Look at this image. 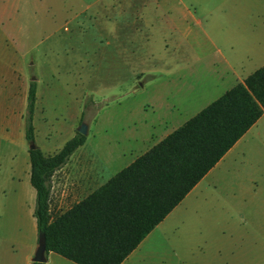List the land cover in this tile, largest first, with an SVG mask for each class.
<instances>
[{"label":"rangeland","instance_id":"1","mask_svg":"<svg viewBox=\"0 0 264 264\" xmlns=\"http://www.w3.org/2000/svg\"><path fill=\"white\" fill-rule=\"evenodd\" d=\"M10 1L4 6L6 9L0 4V11L6 15L0 18V264H4L1 252L5 246L30 247L33 258L39 242L34 218L36 191L30 180V144L26 139L28 97L21 96L22 85L30 86L31 82L41 80L44 95L36 103L33 126L35 144L46 155L62 150L76 136L81 124L86 123L87 140L76 153L84 157L93 153L97 159L92 162L101 165L109 156L110 148L115 152L128 149V142L118 141L125 133L132 132L133 127L128 122L133 120L131 117H154L149 107L151 80L148 74L140 77L133 71L100 72L96 66L92 67L91 59L87 62V56L92 54L91 27L88 23L78 25L73 20L75 14L85 9V0ZM137 1L146 5L140 17L144 24L136 38L139 36L142 40V53L148 56V64L179 61L173 56L180 51L214 52L215 48L202 33L199 20L204 7L221 0ZM97 39L96 45L101 46V38ZM145 83L147 87H142ZM194 112L182 111L179 117H192ZM7 128L12 138L9 132L5 136L2 133ZM21 137L24 146L19 142ZM108 138L114 141L111 145ZM132 156L135 154L110 162L108 175L113 177L126 168ZM243 157H236L233 167L231 164L229 169L220 172L233 180L232 190L227 194L235 191L236 200H218L216 192L208 191L215 200L206 210L220 218L236 217L237 226L249 232L251 223L246 217L251 216V212H264V169L261 157L253 165L241 159ZM253 166L256 169L251 170ZM52 196L54 215L75 203L68 199L59 202L55 194ZM179 220L195 226L200 224L199 219L187 213ZM259 221L257 225L264 226L262 219ZM213 252L209 251L208 255L212 257ZM53 255L56 254L51 257Z\"/></svg>","mask_w":264,"mask_h":264},{"label":"crops","instance_id":"2","mask_svg":"<svg viewBox=\"0 0 264 264\" xmlns=\"http://www.w3.org/2000/svg\"><path fill=\"white\" fill-rule=\"evenodd\" d=\"M10 2L0 0L3 9ZM70 5L73 7L75 1ZM84 6L85 9L75 14L73 20L78 25L88 23L91 27L92 54L87 56V62L91 59L92 67L96 66L100 72L133 71L140 77L148 74L151 80L149 107L154 117H131L133 120L128 122L133 127L132 132L125 133L118 141L128 142V149L115 152L110 148L109 156L101 165L92 162L97 159L93 153L88 157L75 153L52 179V195L55 194L59 202L67 199L75 203L83 201L112 178L107 173L110 162L135 154L131 165L264 67V0H221L204 7L199 25L204 37L215 48L214 52L180 51L173 56L179 61L161 62L160 65L156 61L146 62L148 56L142 53V40L139 36L136 38L144 24L140 17L146 5L137 0H85ZM5 16V13H0V18ZM98 37L101 38V46L96 45ZM40 84L38 79L36 103L44 95ZM143 86L147 87V84ZM29 90L30 86L22 85L21 96L29 97ZM182 111L195 112L192 117H179ZM8 132L12 138L8 128L2 133L5 136ZM108 140L109 145L114 142L111 138ZM19 142L25 145L22 137ZM242 155L241 159L250 165L261 157L264 169V113L123 264H264V226L257 225L259 219L264 224V212H251V216L246 217L251 224L248 227L250 231L245 232L246 229L237 226L236 217L220 218L215 216V212L206 210L207 205L215 200L208 191L216 192L218 200H236L235 191L227 194L232 190L233 180L220 172L229 169L233 160ZM254 169L253 166L251 170ZM184 213L199 219L200 224L195 226L179 220ZM211 250L214 251L212 257L208 255ZM1 253L4 264H33L30 247L12 249L5 246ZM51 254L55 253L48 254L45 264H76L58 254L51 257Z\"/></svg>","mask_w":264,"mask_h":264},{"label":"trees","instance_id":"3","mask_svg":"<svg viewBox=\"0 0 264 264\" xmlns=\"http://www.w3.org/2000/svg\"><path fill=\"white\" fill-rule=\"evenodd\" d=\"M36 100L33 81L26 139L35 145L29 149L34 218L38 234L46 235L48 254L76 264H123L261 119L264 67L59 215L51 210L52 179L87 137L77 132L58 153L44 154L35 144Z\"/></svg>","mask_w":264,"mask_h":264},{"label":"water","instance_id":"4","mask_svg":"<svg viewBox=\"0 0 264 264\" xmlns=\"http://www.w3.org/2000/svg\"><path fill=\"white\" fill-rule=\"evenodd\" d=\"M78 132L84 136L88 135V126L86 123L81 124ZM30 149H35V145H30ZM32 261L37 264H45L48 261L47 240L45 234L39 235L38 247Z\"/></svg>","mask_w":264,"mask_h":264}]
</instances>
